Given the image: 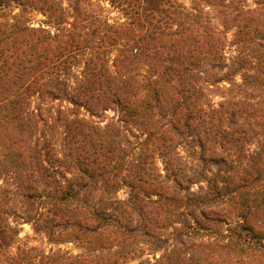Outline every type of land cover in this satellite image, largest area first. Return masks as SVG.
Returning <instances> with one entry per match:
<instances>
[{
    "label": "trees",
    "instance_id": "16d2710c",
    "mask_svg": "<svg viewBox=\"0 0 264 264\" xmlns=\"http://www.w3.org/2000/svg\"><path fill=\"white\" fill-rule=\"evenodd\" d=\"M106 1L123 24L97 14L94 0H0V180L18 179V218L51 242L117 246L114 264L139 255L122 246L140 239L164 251L155 264H264V0ZM29 12L47 25L31 24ZM81 57L85 68L70 79ZM225 80L256 102L227 90L214 108L207 92ZM57 102L72 107L56 111ZM123 186L128 200L109 197ZM10 194L0 186V249L20 234L3 211ZM218 224L229 225L223 241ZM199 230L213 240L191 250ZM99 258L24 247L14 260Z\"/></svg>",
    "mask_w": 264,
    "mask_h": 264
},
{
    "label": "rangeland",
    "instance_id": "374dc122",
    "mask_svg": "<svg viewBox=\"0 0 264 264\" xmlns=\"http://www.w3.org/2000/svg\"><path fill=\"white\" fill-rule=\"evenodd\" d=\"M186 4L190 6V0H182ZM94 10L97 12V14L101 15L102 18H104L106 21H109L111 24H123L126 21L125 15L115 9L114 7L111 6V4L106 1V0H94ZM13 11L14 13L18 14L20 10H17L15 8H11L10 10H6V13H10ZM211 13V16L213 17V20L215 23L218 24V19H217V14L213 9H210L208 11ZM28 17L30 19L31 24L34 26H42V25H47V19L43 17L41 14L38 12H29ZM69 22L71 23L72 20L68 18ZM61 28V27H60ZM52 29V28H51ZM54 31V29H53ZM234 35H235V30L231 29L229 30L227 34V39L228 42H232L234 40ZM121 48H116L109 57V60H111L109 67L113 71L116 70L114 67V60L117 58V56L120 54ZM236 48L234 46H229L226 50L227 58L229 60H233L236 56ZM85 66H84V57H81L80 63L77 64V66L74 67L72 70V73L70 74V79H77L83 72ZM223 76V75H220ZM237 80V83L240 84L242 83V80L240 76L235 77ZM211 91L207 92V100L209 99L212 101L214 108H218L220 103L225 102L228 100L225 94L227 90H232V96H236V99L242 100L246 97L245 102L249 105H253L256 101L254 99L249 100V97L245 96L244 91L240 88L237 87H232L227 80L221 82L217 87L213 86L210 87ZM37 106V100H33V105L32 108L33 112L35 110V107ZM72 106L67 104V103H56V111H59L60 109H69ZM252 108V107H251ZM109 117H112V114H109ZM97 121V120H95ZM105 123H102L101 125L104 126ZM62 125L61 121L59 123H54V131L52 132L53 138H54V144H59L60 136L64 132V129L60 127ZM135 133V134H134ZM134 136L131 138V140L134 142L135 141V136L137 135H142L141 132L137 133L134 131ZM52 137V136H51ZM40 148L43 150V155L45 158V153L47 151L45 147V142H42L40 140L39 142ZM256 147L255 145H251L247 147L246 151L249 155H252L253 152L255 151ZM184 150V149H183ZM258 151V150H257ZM182 156L187 157V154L185 151H182ZM56 156V155H55ZM47 160V157H46ZM189 160V158L187 159ZM218 160V159H215ZM210 169V168H209ZM214 170V169H213ZM71 178V176H69ZM9 179H13V181L10 182ZM3 185V186H2ZM0 186L1 188H4L6 190H9L10 194V200L8 204L5 206V213L10 217V221L13 222L14 224H17L19 222V237H17L16 240L13 242H9L8 245L6 246H1L2 248L0 249V264H16V258L18 250L20 248L24 247H29V248H35L37 250V255L40 256H47L51 254L52 252H67L73 256H81V255H89L91 251H95L100 258L98 261L104 264H114L117 262V258L114 257L113 254H115L117 251H119V248L117 246H94L92 249L88 248L86 246H83L82 244H79L75 241H65L63 243H58L56 242H51L49 240V237L44 234V233H36L32 226L25 221H21L18 217L21 216L23 209L22 206L26 205L25 200L22 198V195L20 193L16 192L18 189V179H16L15 175L10 174V176H7L6 179L4 180V184L0 180ZM205 186V185H201ZM17 188V189H16ZM199 191V186H194V188L191 190L192 193H197ZM12 193H17V195L14 197ZM112 194V193H110ZM109 197L116 198L121 201H126L129 199L130 196V189L128 187L123 186L115 195H110ZM10 204V205H9ZM189 214H191L193 217L196 214V210L189 211ZM207 228V227H205ZM229 228V225L225 224H218L217 225V232L219 234L218 240L223 241L222 236L224 232ZM172 230H167V234H171ZM193 238L194 244L190 246L191 250L193 249V246H198L202 244V246H205L208 244L211 239L209 231H197L196 233L191 234ZM184 236V235H183ZM176 239L179 241H183L185 237H182L181 235H177L176 233ZM138 241L134 246H122V249L125 250H130L135 252L136 255L133 259H130L128 261H125L124 264H155L158 260L161 259V256L164 254V251H155V248L157 246H149L145 244L146 242ZM195 249V248H194ZM193 249V250H194ZM196 251V250H195ZM194 251V252H195ZM207 252V250H205ZM139 252V253H138ZM143 252V253H142ZM200 253V252H199Z\"/></svg>",
    "mask_w": 264,
    "mask_h": 264
}]
</instances>
